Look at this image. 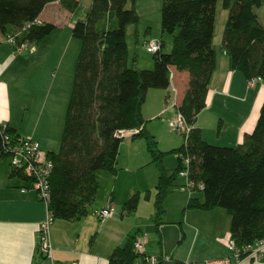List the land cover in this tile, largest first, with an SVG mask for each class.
<instances>
[{
    "label": "trees",
    "instance_id": "obj_1",
    "mask_svg": "<svg viewBox=\"0 0 264 264\" xmlns=\"http://www.w3.org/2000/svg\"><path fill=\"white\" fill-rule=\"evenodd\" d=\"M52 2L74 13L81 0H0V34L14 35L26 22L39 18ZM135 2L91 0L84 15L73 24L72 37L81 47L60 148L47 153L53 163L49 210L54 219L64 221L86 216L99 189V173L117 171L124 139L118 131L142 127L131 139H145L152 162L159 168L155 200L158 226L163 202L184 168L183 159H188L189 178L204 187L202 199L190 196L186 209L225 210L231 218L229 237L238 247L264 239V101L253 131L237 146L210 145L194 127L205 108L216 67L213 39L217 3L228 12L221 49L229 69L246 80L259 77L264 82V25L255 11L264 6V0H163L161 31L172 36V47L169 53H162L160 42L151 70L129 66L126 29L139 21ZM54 29L53 24L43 23L24 32L17 41L39 43ZM171 66L189 73L187 90L177 109L192 130L186 142L172 150L178 155V166L167 173L159 160L157 142L144 130L142 106L150 89L169 87ZM0 156H4L1 140ZM12 175L21 178L23 187L30 186L19 172L12 171ZM138 199L133 195L125 207L136 209ZM135 238L130 236L123 246L114 248L108 264H146V255L134 252Z\"/></svg>",
    "mask_w": 264,
    "mask_h": 264
},
{
    "label": "crops",
    "instance_id": "obj_2",
    "mask_svg": "<svg viewBox=\"0 0 264 264\" xmlns=\"http://www.w3.org/2000/svg\"><path fill=\"white\" fill-rule=\"evenodd\" d=\"M74 13L63 9L58 2H52L44 7L39 19L42 23H51L57 27L56 22L63 17L72 29L74 22L82 17L75 18ZM257 16L264 25L260 15ZM43 41L39 44L29 43L26 49L18 51L5 35L0 34V126L37 140L43 152L48 153L54 152L52 150L62 138L68 104L60 102V98L64 96L68 73L66 63L63 66L66 52L62 53L61 44L55 42L51 45ZM43 43L46 44L42 46ZM221 57L216 56V67L206 95L205 108L197 116L194 127L199 128L202 139L210 143L206 134L212 115H215L220 120L216 140L234 147L241 144L244 136L255 127L264 101V82L256 81L252 87H248L242 74L229 69L226 55L225 59ZM169 72L170 84L167 89H150L147 92L142 106L145 121H166L170 124L176 114L187 90L189 73L174 66L170 67ZM205 117H209V122ZM144 130L153 131L148 130L146 124ZM133 157L134 161H140L135 152ZM140 164L137 163V166H142ZM115 176L116 180L120 179L117 171ZM22 187L21 178L12 175L8 158L0 156V264L109 263L113 249L121 244V240L115 241L113 238L114 217L112 215L101 222L91 212L93 209L111 206L116 212L115 186L105 196H98L97 206L88 209L87 215L81 219L53 222L50 229L51 258L41 255L37 244L38 227L46 214L45 205L38 200L35 192L22 193ZM218 211H210L209 215L216 219L208 223H190L188 215L184 216V226L180 225L178 231L192 247L178 246L170 258L162 256L169 243L163 227L159 228L160 253L157 247L153 248L150 242L141 238L144 254L160 255L165 264L231 257L226 246L230 221L224 220L223 214ZM219 217L223 218V223L217 221ZM262 253L263 259L260 261L243 258L237 264H264V250Z\"/></svg>",
    "mask_w": 264,
    "mask_h": 264
},
{
    "label": "rangeland",
    "instance_id": "obj_3",
    "mask_svg": "<svg viewBox=\"0 0 264 264\" xmlns=\"http://www.w3.org/2000/svg\"><path fill=\"white\" fill-rule=\"evenodd\" d=\"M162 1L163 0H136L135 2V9L139 16V21L137 24L128 26L126 29L129 66L131 67L133 66L137 69L144 70L153 69V53L148 52L145 47L148 41L161 42L163 44L162 53H169L171 51L172 36L167 34L163 35L161 31ZM90 4L91 0H81L78 9L74 13V17L83 16ZM128 7H130V4ZM255 11L260 15V19L264 23V6L255 9ZM227 16L228 12L224 10L221 7V3L218 2L216 6L213 41L216 56H224V59L225 55H223L224 53L221 49V42ZM56 23L57 27H55L51 34L45 37L44 40L46 41H42L50 42L51 45L58 42L62 46V53L64 54L66 52L63 66L66 63V74L68 73V77H66L67 82L66 86H64V96L60 98V102H64L65 105H67L72 91L75 64L80 52L81 43L79 40L72 37V29L68 27V23L63 17H60ZM44 44L46 43H43L42 46H44ZM150 66L151 68H148ZM172 98L173 96L171 99ZM205 119L208 122L210 120L209 117H205ZM219 124V117L212 115V120L211 123H209L206 134L209 139L208 141H210L208 144L219 147H229L226 146L227 144H223L216 140L215 136ZM146 127L148 130H153L148 133L152 135L157 142V151L159 152L158 155H160L159 160L161 166L167 173H172L178 166V155L172 152V150L184 144L183 134L175 131L171 127V123L169 124L166 121L146 120ZM59 146L60 141L56 143V147L52 151H58ZM134 152L138 154L140 161H134ZM137 163H141L140 165L142 166L138 167ZM116 169L118 174L120 173L119 180H116L115 172L113 175L105 171L99 173L100 187L95 196V201L90 204L88 209L90 210L92 207L97 206L99 202L98 196L101 195V197H103L110 188L116 187L115 197L117 203L115 202L116 212H113V238H115V241L121 240L120 246L126 243L128 237L135 235L138 239L144 238L146 242H150V246L153 248L157 247L160 253L161 232L159 228L163 229L164 227L169 243L166 247L167 251L164 250L165 252L161 255L170 258L171 254L175 252L178 246H181V248L189 246L190 242L186 243L178 231L180 225L184 226L182 224L186 214L188 215L187 219L190 223H208L216 219L213 215H209L212 210L200 211L196 209H186L187 201L190 196L189 192L182 191L180 188L185 178L178 175L163 202L164 212L160 215L158 220L160 227L157 225L155 200L159 168L156 163L152 162V156L148 150L145 139L137 138L133 141L130 137H125L123 139L122 145L119 148ZM136 194L139 197L137 207L130 211L125 207L124 203ZM193 194V197L200 198L201 196L202 199V191H194ZM119 201H122L121 206L118 205L120 203ZM216 209L223 214L224 220L230 221V216L225 210L220 208ZM55 220L59 219H54V221ZM217 221L223 223V218L219 217ZM190 247H192V245H190L189 248Z\"/></svg>",
    "mask_w": 264,
    "mask_h": 264
},
{
    "label": "built area",
    "instance_id": "obj_4",
    "mask_svg": "<svg viewBox=\"0 0 264 264\" xmlns=\"http://www.w3.org/2000/svg\"><path fill=\"white\" fill-rule=\"evenodd\" d=\"M42 24L43 23L39 18L26 22L14 35H7L6 39L16 50L22 51L28 47L29 43L18 42L17 38L31 28ZM145 47L148 52L154 54L161 49V44L156 41H148L146 42ZM256 81L262 80L259 77L247 80L248 87H252ZM170 123L171 127L175 131L183 134L184 142H186L192 127L186 123L183 115L178 111V109ZM141 130L142 127L129 131L119 130L117 135L121 138H131L133 135H138ZM0 140L2 142V153L8 158L12 171L19 172L22 176L29 180L30 186L22 187L21 192H35L38 200L45 205L46 214L38 227L37 244L40 254L45 256V258H51L53 251L50 239V229L53 225L54 217L52 212L49 210L51 200L49 180L53 169V163L48 158L47 153L43 152L37 140L17 133H12L6 126H0ZM182 163L184 168L179 171V176L185 178L184 183L180 186L182 191L189 192V196H191L194 191H202L204 187L203 183L189 178L187 172L188 159H183ZM113 212L112 206L92 210L93 216L101 222L109 219L113 215ZM226 246L232 254L231 257L208 259L198 262L184 261L180 264H237L243 258L257 261L263 259L262 252L264 250V239L258 240L251 245L238 247L232 238L227 237ZM133 248L134 252L137 254L144 253L143 242L138 238H135ZM243 254L245 255L243 256ZM162 259L163 257L160 258V256H146V264H158L162 261ZM70 264L76 263L73 262Z\"/></svg>",
    "mask_w": 264,
    "mask_h": 264
}]
</instances>
